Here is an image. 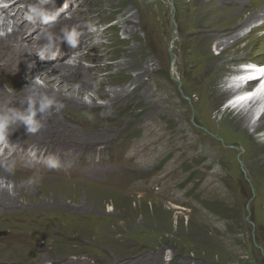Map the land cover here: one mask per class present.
<instances>
[{"label": "rangeland", "instance_id": "1", "mask_svg": "<svg viewBox=\"0 0 264 264\" xmlns=\"http://www.w3.org/2000/svg\"><path fill=\"white\" fill-rule=\"evenodd\" d=\"M212 1L45 3L47 8L52 6L47 13L56 15L55 21L63 14L69 18L72 13H87L83 21L96 27L87 32L103 33L91 43L105 55L96 61L81 58L85 68L95 70L112 62L109 56L121 61L126 49L138 43L140 64L127 70L115 66L95 75L81 95L73 92L84 105L53 101L40 111V101L13 112V121L23 123L21 117L35 111L33 118H38L40 127L30 133L24 124L18 134L10 133L8 147L12 138L21 147L36 146L37 152L38 146L41 150L64 146L65 152L55 156L64 172H48L44 165L34 164L29 170L12 163L15 174L8 179L0 176L18 203V207L0 205V264H56L66 252L69 260L105 264L115 258L117 247L127 255L136 251L153 256L161 250L162 264H264V166L258 161V156H264V136L259 135L264 126L258 128L264 118L252 120L249 130H242L235 120L238 112L226 107L229 96L218 98L212 91L215 79L222 91L229 89L226 79L241 62L264 63V27L250 32L264 19L232 33V13L208 10ZM5 5L0 0V8ZM111 5L130 10L138 37L115 26ZM13 21L6 13L0 16V23L8 22L0 33H12L17 28ZM55 21L37 18L33 38L27 28L21 36L36 47L34 41H46L39 33ZM23 28L24 24L19 32ZM64 35L51 39L60 42ZM76 48L80 53L88 51L87 45ZM38 54L44 57L41 51ZM74 58L72 54L60 62L72 63ZM145 58L156 71L139 79ZM212 62L224 65L212 74ZM21 77L28 81L25 73ZM7 78L0 68V88L12 94ZM102 79L106 83L101 91L97 87ZM118 94L121 98L113 101ZM58 104L63 108L57 110ZM149 115L154 121H149ZM7 155L11 156L6 148L0 160L8 159ZM52 157L42 161L49 166ZM17 172L58 179L41 183L34 179L29 186V178ZM28 249L31 258L24 254ZM88 254L101 257L92 259Z\"/></svg>", "mask_w": 264, "mask_h": 264}, {"label": "bare ground", "instance_id": "2", "mask_svg": "<svg viewBox=\"0 0 264 264\" xmlns=\"http://www.w3.org/2000/svg\"><path fill=\"white\" fill-rule=\"evenodd\" d=\"M55 1L59 2L61 0H52L53 3ZM4 2L6 5L0 8V16L6 13L8 17H12V19L14 20L13 22H15L17 26V28L14 31H12V33L6 32L4 35H0V68H2L8 75L9 78V79L7 78L8 86L12 90V94H11L8 93L3 88H0V117L6 116L9 120V126H8L9 131H7L6 134V142L12 136L10 135V133L18 134L20 132L19 129H22L24 126H26L24 125V123L21 122L15 123L11 117L14 114L13 112L16 111L18 108L26 109L28 105H34L39 103L40 101L42 103H45L46 99L51 100L52 102L54 101L56 103H63V104L71 103L74 105L78 103L84 105V103H82V100L81 103H79L80 100L78 101L74 97L73 92L75 91L78 93V95H81L83 93V90L91 87L90 84H92V79L95 75H97L102 71L110 70L115 66L127 70L134 68L138 66V64H140L139 63L140 58L138 57V55L141 49L140 48L141 43H138L136 46L129 47L126 49V52L122 56H120V58H122L121 61H116L117 58L108 55L109 59L112 62H105L103 65L96 66L95 70L85 68L83 63L80 61L81 58H89L92 61H96L97 59L105 55V53H102L99 50L100 48L98 47V45L93 46L91 43V41L94 40V36L96 35L101 36V34L103 33L90 34L88 33L89 31L87 32V29H89L88 23L83 21L84 19H88L89 16L87 15V13L82 15L72 13L69 18L63 17L64 14L61 15V17L58 18L57 21H55L52 28L44 29L41 31V33H39V35H41L46 41L38 42V43L34 41L33 44H36L35 45L36 47H34L32 44H30L29 46L27 43L28 41L31 40H28L29 38H26L25 35H24L25 37L24 36L22 37L21 34L22 35L25 34L26 28H27L26 30L27 33L30 34L37 27L38 22L37 23L34 22L33 24L31 23L28 26L30 22L24 16V11H26V4L34 2L39 7H43L46 11H49V8H52V6L47 8L48 4L41 5L40 2H36L33 0H4ZM14 3L16 4L14 5ZM21 3H23L24 5L20 6ZM208 7H209L208 10H213L215 12L219 11L226 14L232 13V33H234V31H236L237 29L252 24V22L258 21L259 18L264 19V0H218V1L213 0L211 2V5L208 4ZM108 9L110 10V14L115 15L117 18L115 22V26H118L119 28L124 29L126 32H129L131 37L133 38L138 37L136 32L137 31L136 26L138 25H136V22L133 19V15L131 14L130 10H128V8L115 7L114 5H111ZM11 12H14V14H11ZM76 12H80L79 9ZM58 16H60V13L57 15V17ZM26 20L29 23L26 22ZM23 24H24V28L21 32H19L22 29ZM7 25L8 22L0 23V30L3 31L6 30ZM40 27L42 28L43 26ZM72 27H75L77 31L82 32V36L78 37L77 45L79 44H82L84 46L87 45L88 51L86 53L78 52V48H76L77 45L73 47L70 44V42L67 40L66 35L59 38L60 42L58 41L54 42L53 41L54 39H51V38H55L57 34H65L66 33L65 29H67V31H71ZM262 27H264V21L262 25H258V24L254 25V27L250 30V32L253 33ZM206 30L207 28L205 29L199 28V31L202 32ZM33 35H34V31L31 35L28 36L33 38ZM250 35L251 34H247L245 36L250 37ZM240 39L241 38H238V40ZM57 46H60L59 49L56 48ZM39 51H41L42 55L44 56L42 59L38 57ZM72 54H75V58L73 59L72 63L60 62L61 59L67 56H71ZM40 62L45 63V66H40ZM141 63H142L140 67L141 70L137 75L139 79L144 74L146 75L152 71L153 72L156 71V69L154 68V64L152 63L151 60L145 58L144 61H142ZM259 64L261 65L264 63H259ZM223 65H224L223 63L212 62L209 67V72L213 74L215 70L221 69ZM263 71L264 69L259 68L258 66L251 67V70H249L246 75L237 76L236 79L233 80V82L235 81V83L239 85L241 84L240 81H243L247 77H250L252 75H256L257 72H262L264 74ZM21 73H25V75L28 77V81H26L21 77ZM35 76H39L40 79L44 81V86L41 89H35L32 86V81L34 80ZM70 80L74 81V83H71ZM230 82H232V80ZM105 83H106L105 79L100 80V85L97 87V89L102 91V89H104ZM262 84H264V81ZM76 85H79L78 89H75ZM242 87L243 86L237 87L235 89L229 88L222 91L221 88L218 86V82L216 79L213 80L212 82V91L218 98L229 96V98L227 99L229 100L232 98L233 95L238 94L236 102L240 103L239 108L241 106H243V108L241 109L246 108V106L250 107L248 110L245 111H241L240 109H239L240 111H237L236 109L231 110L238 112L235 115L237 126L244 131H248L249 128L251 127L252 120L255 121V119H257V117L255 118L254 116H258L260 112H262V110L264 109V103H263L264 88L257 87L254 91L245 92L244 91L245 89H243ZM99 94L109 95L107 93H100V91ZM120 98L121 96L120 94H118L116 97L113 98L114 99L113 101ZM6 109L8 112H5ZM262 117L264 118V113L261 115L260 118ZM147 118L149 119L150 122L154 121V116L149 115V117ZM34 120L38 122L37 117H35ZM263 126H264V122L259 124L258 128ZM10 144L12 147L11 148L6 147V148L9 149V153L11 154V156L7 155L6 158L8 157V159L0 160V165L3 164L12 165V163H16L19 165H25L26 168L28 169L30 168V166H32L31 164H34L35 167L44 165L46 167L45 170H48V172H55V171L64 172L62 171L63 169L61 168V165L59 166V168H51L48 165H46L45 161H42L43 158L45 160H48V158L52 156H54L52 158H55V156H57L56 153L63 154L65 152L64 146H59V147L49 146L45 150H41L42 147L38 146L40 148V151L37 152V150L34 148L36 146H33L32 144H24V146L21 147L20 145H18L19 143L15 142L13 138L10 140ZM0 145H1L0 146V154H1L3 150L6 148L3 146V142H0ZM22 150L23 152L24 151L25 152L22 153ZM32 151H34L35 155L32 154ZM15 157H17L16 160ZM258 161L261 165L264 166L263 155L258 156ZM18 169L22 170L20 168ZM34 172H38V170ZM11 174H15V171L9 173L5 171L4 167L0 166V176H4V178L8 179ZM17 174H21L24 177H28V178L31 177L33 179L39 180L40 183L42 182L43 179H58L57 176H53V175L50 176L27 175L25 173H19V172H17ZM4 182L5 181L0 182V205L7 207L9 205L18 207V203L16 199H14L12 194H10L8 184H5L4 186ZM112 243L114 244L115 242L112 241ZM132 244L133 243L131 242L129 245ZM100 246L104 247L105 245L101 244ZM108 248L109 250L112 249L111 251H113V247L111 245H108ZM113 252L115 254V258L107 259L108 262L105 264H162L161 261L163 257V251L161 250L153 256L144 253L142 255L140 254L141 252L138 253L136 251L127 255L125 250H120V247L119 248L117 247V249H115ZM24 254L27 258L28 257L31 258L32 250H30L29 253L25 251ZM67 254L68 253L66 252L60 258L56 259L57 262L56 264H91L90 262L87 261L88 259L81 260L79 258L77 259V261L69 260ZM93 256L96 255L94 254L86 255V257L88 258L96 259ZM96 257L99 258L101 256L97 255ZM185 263L186 262H184L183 264ZM186 264H190V263H186Z\"/></svg>", "mask_w": 264, "mask_h": 264}, {"label": "clouds", "instance_id": "3", "mask_svg": "<svg viewBox=\"0 0 264 264\" xmlns=\"http://www.w3.org/2000/svg\"><path fill=\"white\" fill-rule=\"evenodd\" d=\"M47 2H48V0H40L41 5H43ZM24 15H25V18L30 23H34L37 18H41L45 23H47L49 21H55V19H56V15H49L43 7H39L33 3L27 4L26 11H25ZM88 28L90 31L96 30V27L93 24H89ZM65 32H66L67 40L70 42V44L73 47H75L78 44V37L80 36L81 33L78 32L75 27H72L71 31H67V29H65ZM0 35H3V33H0ZM49 35H51V34H49ZM32 86L35 89H41L43 87V82L40 80L39 76H37L32 81ZM51 103H52L51 100L46 99V102L41 104L40 111H43L44 109L48 108ZM104 103H107V101H104ZM61 108H63V104H58L57 110H59ZM34 116H35V111H32V114L30 116L21 117V120L23 121V123L27 125V131H29L30 133H35L40 127L38 122L34 120V118H33ZM8 126H9L8 118L6 116L0 117V142H3L4 147H8V145L6 143V134H7ZM259 135L264 136V133H260ZM33 155H35V154L33 153ZM48 164H49V167H51V168H57V167H59V160H58V158H50L48 161ZM0 166L4 167L5 171H7L9 173H11L13 171V168H14V165H8V164H3ZM34 183H35V180L31 177L26 181V184L29 186H31Z\"/></svg>", "mask_w": 264, "mask_h": 264}, {"label": "snow or ice", "instance_id": "4", "mask_svg": "<svg viewBox=\"0 0 264 264\" xmlns=\"http://www.w3.org/2000/svg\"><path fill=\"white\" fill-rule=\"evenodd\" d=\"M260 87H261V88H264V84H261Z\"/></svg>", "mask_w": 264, "mask_h": 264}]
</instances>
